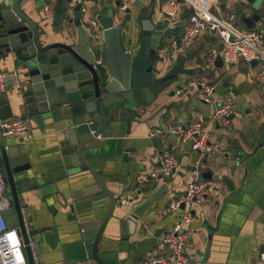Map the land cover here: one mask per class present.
<instances>
[{"label":"crops","instance_id":"obj_1","mask_svg":"<svg viewBox=\"0 0 264 264\" xmlns=\"http://www.w3.org/2000/svg\"><path fill=\"white\" fill-rule=\"evenodd\" d=\"M165 1L129 0L127 13L117 20L118 24L125 15L130 16L121 42L124 52L127 50L126 54L131 56L141 47L139 19L145 7H153L151 20L165 19L170 27L178 26L175 35L163 41L167 42V47L158 50V57L163 59L157 58L151 70L141 72V82L163 79L178 62L182 70L149 104L138 109L140 120L132 122L129 134L111 131L98 149L97 157L101 161L95 160V164L99 174L117 184L112 188L115 196L125 195L128 200L126 205L116 206L115 213L124 216L133 211L138 216L135 232L126 240L120 238L116 219L110 220L97 246L99 256L105 264H138L167 253L159 236L172 228L181 212L168 211L166 205L172 197L186 190L190 166L196 155L189 142H181L166 132L154 137H149L148 133L152 127L169 128L208 120L215 107L227 96H232L242 109V115L225 125H217L210 135L220 151L203 158L205 167L201 177L209 186L203 202L193 205L191 221L183 226L189 239L184 252L194 264H260L262 253L259 250L264 244V149L257 145L258 131L264 124V77L258 75L256 64L239 62V59L229 68L218 67L215 63L206 68L207 52L219 48L221 43L212 32L200 34L185 50L175 48L172 41L181 37L191 8L179 0L175 15L163 16L161 8ZM67 3L68 0H28L22 9L42 29L49 31L51 41H57L60 40L59 29L75 33L74 23H69L68 18L79 16L82 23L95 21L98 25L108 8L114 9L115 16L118 5L117 0H81L84 12L77 14L67 9ZM247 6V0H214L220 15L236 14V26L242 31L248 30L242 21V14L250 12ZM57 7L64 8L65 13L56 14ZM261 12L263 16L264 7ZM255 29L264 32L263 17ZM14 60L9 57L7 62L0 63V72L8 78L5 92L14 91L13 86L7 87L16 76ZM146 67V61L142 62L141 70ZM201 81L214 86L212 102L196 99ZM149 86L152 89L153 82ZM177 90H181L180 93ZM19 115L26 116L22 111L12 110L11 117ZM95 126L93 122L90 130ZM30 128L33 133L30 141L5 139L8 146L13 147L11 152H19L23 161L31 164L30 188L21 191L19 201L26 207L28 229L35 237L42 264H97L91 259V247L108 200L103 196L98 200L74 199L72 191L83 185L77 181L78 175H69L71 171L64 167V158L56 149L59 139L43 134L36 126ZM122 145L131 150L126 160ZM166 151L174 156L176 167L170 176L162 177L160 157ZM221 151L238 156L239 161L229 166ZM0 164L3 168L2 161ZM207 171L211 172L210 179L203 176ZM80 176L92 182L89 172ZM163 184H170L169 191L157 198L155 194Z\"/></svg>","mask_w":264,"mask_h":264},{"label":"water","instance_id":"obj_2","mask_svg":"<svg viewBox=\"0 0 264 264\" xmlns=\"http://www.w3.org/2000/svg\"><path fill=\"white\" fill-rule=\"evenodd\" d=\"M27 1L4 0L0 5V63L14 57L16 70V76L7 86H13L14 91L0 93V120L10 118L12 110L17 109L27 116L30 126H36L43 134L59 139L56 149L64 158V167L71 171L69 175H78L77 181L83 185L72 191L74 199L107 198L108 207L91 247V259L97 264H105L97 246L110 220L116 219L120 238L126 240L135 232L138 216L133 211L124 216L115 213L119 205L115 202L112 188L117 184L99 174L95 164V160L101 161L97 157L98 149L111 131L129 134L132 122L140 120L138 109L149 104L154 95L173 82L181 72V62H178L163 79L141 82V72L151 70L157 58L160 61L163 59L158 57V50L167 47V42L163 41L175 35L178 26L170 27L165 19L151 20L153 7H145L139 19L141 33L138 39L141 47L131 56L124 52L121 42L129 14L116 26H113V8L107 9L96 27L90 22L82 23L79 16L68 18L69 23H74L75 33L62 28L58 31L60 40L51 41L49 31L42 29L24 13L22 7ZM263 1L247 0L250 12L242 14V21L248 29H255L260 19L264 18L261 12ZM70 11L77 14L84 12L81 5H76ZM55 13L63 15L65 10L57 7ZM176 41L179 42V39ZM222 47L221 42L219 48ZM97 57H101V64L93 68V61ZM144 61L147 67L141 70ZM215 64L222 67L220 56L216 57ZM250 64L255 65L256 61ZM152 82V89L156 93L149 86ZM93 122L96 126L90 132ZM157 127H152L150 131ZM258 139L257 146L264 149V124L259 128ZM122 147L123 159L126 160L127 152L131 150L124 145ZM12 148L0 132L3 180L12 196L11 205L2 215L8 227H19L28 264H33L19 201L21 191L30 188L28 171L31 164L24 162L19 152H11ZM83 172H89L91 183H88L86 176H80ZM206 175L211 178L210 171L203 174ZM169 185H161L156 197L162 198L169 191ZM259 251L264 253V244Z\"/></svg>","mask_w":264,"mask_h":264},{"label":"built area","instance_id":"obj_3","mask_svg":"<svg viewBox=\"0 0 264 264\" xmlns=\"http://www.w3.org/2000/svg\"><path fill=\"white\" fill-rule=\"evenodd\" d=\"M4 0H0V5ZM113 26L117 25V20L122 18L128 9L129 0H117ZM179 0H166L162 5V12L168 17H173L176 12V3ZM191 8L187 21L184 24L183 32L179 42L172 41L176 48L187 49L191 46L197 36L204 32L216 34L222 42V48H213L204 59V66L211 68L215 59L220 56L225 68L237 61L241 57L244 62L250 63L255 60L258 67V75L264 77V32L257 29L240 30L236 26V14L229 12L225 16L215 14L211 11L214 0H183ZM76 5H81V0H68L67 9L71 10ZM217 10V9H216ZM91 23V22H90ZM91 25L96 27V22ZM125 53H128L126 50ZM101 57L93 61V68L101 64ZM6 91L5 75L0 72V93ZM181 90H177L180 93ZM214 86L208 82L201 81L196 89V99L203 103L213 101ZM242 112L234 102L232 96H227L218 104L209 119L195 120L184 125H175L169 128L157 127L150 131L149 137L160 136L169 133L177 137L181 142H189L191 149L195 152V158L191 163L189 171V182L186 190L172 197L167 205L168 211H180L181 215L172 228L159 236L161 243L167 247V253L158 254L148 259L138 262V264H194L184 252L189 243L188 232L183 226L188 224L192 218V207L200 204L205 199L209 182L201 177V172L205 167L203 158L215 151H220L217 142L210 140L211 133L219 124H227L232 118L241 117ZM0 132L3 138H16L27 142L33 138L32 130L26 116L19 115L0 120ZM93 132V129L90 130ZM225 153L226 162L229 166H234L238 161V156L228 152ZM176 167V160L169 152H163L160 157L159 173L162 177H168ZM4 171L0 164V264H28V256L25 250L23 236L18 226L8 227L2 212L9 208L12 203L11 196L6 192V184L3 180ZM117 205L124 206L128 200L125 195L115 197ZM181 205L183 207L181 208ZM23 224L26 228L27 246L33 264H42L35 237L28 229L26 218V207L20 205ZM260 264H264V254L260 255Z\"/></svg>","mask_w":264,"mask_h":264},{"label":"rangeland","instance_id":"obj_4","mask_svg":"<svg viewBox=\"0 0 264 264\" xmlns=\"http://www.w3.org/2000/svg\"><path fill=\"white\" fill-rule=\"evenodd\" d=\"M211 11L213 12V13H215V14H219V12L216 10V8L213 6L212 8H211ZM239 22V21H238ZM239 62H244V60L241 58V57H239V60H238ZM205 70L208 72V70L205 68ZM241 109V108H240ZM242 110V109H241Z\"/></svg>","mask_w":264,"mask_h":264},{"label":"flooded vegetation","instance_id":"obj_5","mask_svg":"<svg viewBox=\"0 0 264 264\" xmlns=\"http://www.w3.org/2000/svg\"><path fill=\"white\" fill-rule=\"evenodd\" d=\"M5 186H6V192L11 196V192L9 190V186L7 184ZM11 198H12V196H11Z\"/></svg>","mask_w":264,"mask_h":264}]
</instances>
